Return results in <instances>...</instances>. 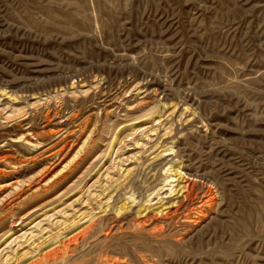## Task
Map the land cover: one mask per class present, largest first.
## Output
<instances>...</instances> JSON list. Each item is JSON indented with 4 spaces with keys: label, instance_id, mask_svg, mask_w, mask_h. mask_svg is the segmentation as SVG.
<instances>
[{
    "label": "rangeland",
    "instance_id": "1",
    "mask_svg": "<svg viewBox=\"0 0 264 264\" xmlns=\"http://www.w3.org/2000/svg\"><path fill=\"white\" fill-rule=\"evenodd\" d=\"M48 254L264 264V0H0V264Z\"/></svg>",
    "mask_w": 264,
    "mask_h": 264
},
{
    "label": "bare ground",
    "instance_id": "2",
    "mask_svg": "<svg viewBox=\"0 0 264 264\" xmlns=\"http://www.w3.org/2000/svg\"><path fill=\"white\" fill-rule=\"evenodd\" d=\"M175 175L179 176V180L182 182L178 190L179 196L176 198V201L173 204H171L167 209H165V213L161 214V217L157 218V216L155 215H152V216L144 215V216H141L138 220H136V223H135L136 225L152 226L153 230H155L157 229L156 228L157 224L162 223L163 221H170L176 217L179 218V216L180 217L183 216L184 218L189 219L192 216L200 215L202 213V209L209 202L208 197H204V196L199 197V195L195 192V184H194L195 182L186 178L185 175L181 174L180 172ZM65 247L66 249H69L70 243L67 242ZM62 249H65V248H62ZM43 256L41 260L36 264H48V262L52 259L50 257H53L55 255L48 254V255H45L44 257Z\"/></svg>",
    "mask_w": 264,
    "mask_h": 264
}]
</instances>
